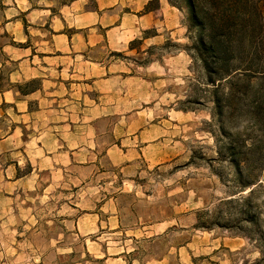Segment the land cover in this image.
Here are the masks:
<instances>
[{"label":"rangeland","instance_id":"obj_1","mask_svg":"<svg viewBox=\"0 0 264 264\" xmlns=\"http://www.w3.org/2000/svg\"><path fill=\"white\" fill-rule=\"evenodd\" d=\"M171 1L178 42L0 40V264H264V77L210 74Z\"/></svg>","mask_w":264,"mask_h":264},{"label":"crops","instance_id":"obj_2","mask_svg":"<svg viewBox=\"0 0 264 264\" xmlns=\"http://www.w3.org/2000/svg\"><path fill=\"white\" fill-rule=\"evenodd\" d=\"M153 1L0 0V40L9 34L13 42L19 43L12 45L30 51L29 56L31 51L36 55L41 47L55 48V42L58 41L62 43V49L56 47L55 52L65 54L71 53V49L75 46L74 41L88 45L92 33L97 32V43L104 42L106 36L120 29L119 22L127 19L133 23L131 30L134 33L129 42L149 30H155V37L161 40L164 35H167L166 32L177 37L174 41H180L179 34L184 32L180 10L171 5L168 0ZM90 3L94 6L93 8H88ZM148 5L151 7L145 11ZM108 20H110L109 23H106ZM79 23L82 24L78 25ZM29 30L35 32L33 34L36 37H34L36 42L34 45L24 44L28 40L26 32ZM19 33L25 37L23 41H17ZM29 34H31L30 31ZM3 44L1 49L8 47L20 50V48L8 46L7 43ZM45 58L56 59L58 57Z\"/></svg>","mask_w":264,"mask_h":264},{"label":"trees","instance_id":"obj_3","mask_svg":"<svg viewBox=\"0 0 264 264\" xmlns=\"http://www.w3.org/2000/svg\"><path fill=\"white\" fill-rule=\"evenodd\" d=\"M182 1L191 25L202 32L198 47L205 54L203 63L210 74L228 80L264 77V67L260 65L264 62V0ZM208 57L212 59L210 63ZM234 61L239 65L231 66ZM260 91L262 94L253 100L258 122L264 115V89Z\"/></svg>","mask_w":264,"mask_h":264}]
</instances>
